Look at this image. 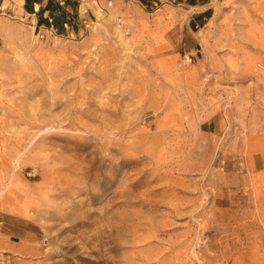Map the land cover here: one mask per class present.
<instances>
[{"label": "rangeland", "instance_id": "1", "mask_svg": "<svg viewBox=\"0 0 264 264\" xmlns=\"http://www.w3.org/2000/svg\"><path fill=\"white\" fill-rule=\"evenodd\" d=\"M208 2L0 16V264H264V0Z\"/></svg>", "mask_w": 264, "mask_h": 264}, {"label": "crops", "instance_id": "2", "mask_svg": "<svg viewBox=\"0 0 264 264\" xmlns=\"http://www.w3.org/2000/svg\"><path fill=\"white\" fill-rule=\"evenodd\" d=\"M78 2H79V15H80L81 0H78ZM26 3L27 0H0V16H11L14 18H20L24 20L30 19L31 22L36 25V28H38L37 23L38 20L41 18H49L50 22H52L53 16L52 17L50 16L51 10H54L56 16L63 10L69 11V9L66 8L65 0L34 1L30 4L29 9L26 8ZM199 4H208V5L206 6L207 8L205 10L198 12L196 16L212 9V6H210L209 2L199 3ZM39 28H46V27L41 26ZM52 29L56 30L54 27ZM9 251H13V250L10 249Z\"/></svg>", "mask_w": 264, "mask_h": 264}, {"label": "trees", "instance_id": "3", "mask_svg": "<svg viewBox=\"0 0 264 264\" xmlns=\"http://www.w3.org/2000/svg\"><path fill=\"white\" fill-rule=\"evenodd\" d=\"M39 0H27L26 8L29 9V6L32 2ZM143 4L149 3L150 0H140ZM202 3H207L208 0H201ZM195 3V1H194ZM66 8L69 9L63 10L59 14H55L54 10L50 11V16L52 17V22L49 18H41L38 20L37 27L45 26L46 28H55L59 33H66L68 30L77 31V21H80L79 17V2L78 0H65ZM213 15V10L210 9L204 13H201L196 16L201 25H204L208 19ZM67 24V25H66Z\"/></svg>", "mask_w": 264, "mask_h": 264}, {"label": "bare ground", "instance_id": "4", "mask_svg": "<svg viewBox=\"0 0 264 264\" xmlns=\"http://www.w3.org/2000/svg\"><path fill=\"white\" fill-rule=\"evenodd\" d=\"M98 3V6L101 8V5H100V3L99 2H97Z\"/></svg>", "mask_w": 264, "mask_h": 264}]
</instances>
